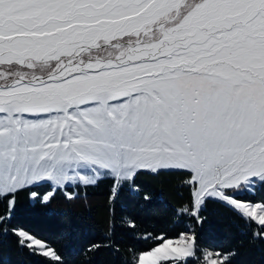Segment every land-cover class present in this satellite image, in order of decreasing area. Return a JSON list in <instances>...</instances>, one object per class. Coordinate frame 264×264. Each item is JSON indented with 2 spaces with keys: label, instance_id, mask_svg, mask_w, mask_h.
<instances>
[{
  "label": "snow or ice",
  "instance_id": "snow-or-ice-1",
  "mask_svg": "<svg viewBox=\"0 0 264 264\" xmlns=\"http://www.w3.org/2000/svg\"><path fill=\"white\" fill-rule=\"evenodd\" d=\"M143 172L181 177L176 211L195 225L217 202L264 241V198H249L264 191V0H0V236L64 264L50 237L15 222L20 194L48 204L108 179L114 207ZM188 232L152 237L129 264L239 254Z\"/></svg>",
  "mask_w": 264,
  "mask_h": 264
},
{
  "label": "trees",
  "instance_id": "trees-1",
  "mask_svg": "<svg viewBox=\"0 0 264 264\" xmlns=\"http://www.w3.org/2000/svg\"><path fill=\"white\" fill-rule=\"evenodd\" d=\"M111 183L104 179L95 187L77 188V195L71 200L57 193L48 204L22 192L15 222L50 237L59 248L64 264H129L132 251L153 246L152 237L167 233L177 238L180 233H187L189 227L197 228L202 248L222 252L238 249L233 264H264V241L257 239L251 243L252 231L244 220L222 204H208L202 226L177 214L176 210L187 202L189 195L179 175L161 172L155 176L143 172L137 178L140 191L126 187L114 207L108 203ZM30 191L43 194L48 191V185ZM145 192L151 195L149 201L142 198ZM249 198H264V191L249 194ZM124 217L128 218L127 223H122ZM96 243L112 247L85 255V249ZM49 260L17 247L16 237L11 234L0 236V264H47Z\"/></svg>",
  "mask_w": 264,
  "mask_h": 264
},
{
  "label": "rangeland",
  "instance_id": "rangeland-1",
  "mask_svg": "<svg viewBox=\"0 0 264 264\" xmlns=\"http://www.w3.org/2000/svg\"><path fill=\"white\" fill-rule=\"evenodd\" d=\"M185 234H191V233L187 232V233H185ZM202 256H203V255H202Z\"/></svg>",
  "mask_w": 264,
  "mask_h": 264
}]
</instances>
